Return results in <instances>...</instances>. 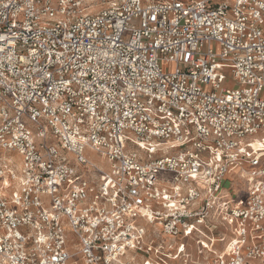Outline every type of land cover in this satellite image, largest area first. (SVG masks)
<instances>
[{
	"label": "built area",
	"instance_id": "1",
	"mask_svg": "<svg viewBox=\"0 0 264 264\" xmlns=\"http://www.w3.org/2000/svg\"><path fill=\"white\" fill-rule=\"evenodd\" d=\"M83 1L0 0V264L264 262V0Z\"/></svg>",
	"mask_w": 264,
	"mask_h": 264
},
{
	"label": "rangeland",
	"instance_id": "2",
	"mask_svg": "<svg viewBox=\"0 0 264 264\" xmlns=\"http://www.w3.org/2000/svg\"><path fill=\"white\" fill-rule=\"evenodd\" d=\"M111 1V0H84L83 1V6L85 8V11H88L90 13L96 12L102 7L106 6V4ZM165 67H167L169 70L173 69V64H165ZM227 76V79L229 81V85H232L233 78L231 75H229L227 72L225 73ZM87 155H90V157L93 160L99 161V157L96 153H86ZM0 156L4 157L5 160L9 163L10 167L13 168L16 172L18 170V163L20 160V156L16 152H4L0 151ZM103 162V161H101ZM161 176H167V175H161ZM243 181L240 179H237L234 185H238L239 183H242ZM224 186H228L227 183H224ZM235 187V186H234ZM243 186L240 185V189L238 190V197L239 198H244V190L242 189ZM264 264L262 261L258 260H251L247 264Z\"/></svg>",
	"mask_w": 264,
	"mask_h": 264
},
{
	"label": "bare ground",
	"instance_id": "3",
	"mask_svg": "<svg viewBox=\"0 0 264 264\" xmlns=\"http://www.w3.org/2000/svg\"><path fill=\"white\" fill-rule=\"evenodd\" d=\"M263 264V263H262Z\"/></svg>",
	"mask_w": 264,
	"mask_h": 264
}]
</instances>
